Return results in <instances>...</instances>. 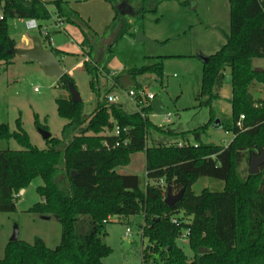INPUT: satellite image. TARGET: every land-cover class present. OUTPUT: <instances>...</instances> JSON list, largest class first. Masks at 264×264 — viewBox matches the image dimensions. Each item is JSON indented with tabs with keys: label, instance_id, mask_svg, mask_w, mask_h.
<instances>
[{
	"label": "trees",
	"instance_id": "1",
	"mask_svg": "<svg viewBox=\"0 0 264 264\" xmlns=\"http://www.w3.org/2000/svg\"><path fill=\"white\" fill-rule=\"evenodd\" d=\"M110 1L115 10L125 7L131 12L115 15L107 50L120 36L133 34L136 22L147 12L157 11L167 0ZM0 2L4 12V19L0 20V62L9 66L20 47L8 33V20L46 21L50 12L39 1ZM178 2L182 6L190 4L189 0ZM52 3L56 16L78 27L84 35L83 44L94 47V33L69 1ZM228 3L229 31L223 32L225 42L207 61L201 60L196 107L208 108L210 119L192 131L157 126L149 117L151 106L142 108L147 114L142 117L138 110L128 113L121 104L110 103L108 94L104 100L99 99L96 73L90 71L86 61L84 68L91 75L90 88L97 103L90 114L85 113L83 100L73 102L69 94L68 83H75L72 76L65 73L58 79L57 111L68 121L61 137H51L45 140L46 147L39 148L30 142L20 119L15 131L0 124V137L15 138L22 147L0 150V212L17 211L16 194L35 177H41L43 184L37 188L40 201L29 212L61 224V240L56 247L47 246L41 237L32 243L9 241L0 264H105L104 258L111 252L106 227L114 216L126 225L134 217L141 219L137 225L147 223L143 238L153 243L152 264H264V164L257 174H250L249 168L245 174L240 171L244 162L250 166L253 156L264 153V99H256L251 90L256 83L264 86V69L256 71L254 64L255 59H264V0ZM191 28L183 36L192 32ZM176 40L165 39L157 44L167 48ZM51 49L62 61L64 51ZM196 53L159 54L154 63L130 71L133 87L137 85L134 77L145 73L156 75L162 82L163 58L194 57L198 56ZM227 72L232 83V123L221 118L216 124L214 103L221 99ZM115 79L119 82V76ZM140 87L137 85L136 89ZM115 124L130 127L129 147L108 150L103 146L104 140H114L109 132ZM212 126L233 134L228 145L203 140ZM154 133L166 138L181 137L185 144L179 147L156 142ZM189 135L194 143L187 138ZM138 152L145 154V190L140 188L138 175L118 172ZM202 177L222 181L223 190L204 188L196 194L193 186ZM168 186L174 193L185 189L182 199L173 207L164 202ZM184 228L189 230L188 240L194 251L191 260L176 242ZM200 248L206 251L200 253Z\"/></svg>",
	"mask_w": 264,
	"mask_h": 264
},
{
	"label": "rangeland",
	"instance_id": "2",
	"mask_svg": "<svg viewBox=\"0 0 264 264\" xmlns=\"http://www.w3.org/2000/svg\"><path fill=\"white\" fill-rule=\"evenodd\" d=\"M68 1L94 33V47H91L89 43L83 44L84 35L78 27L64 21L62 25L64 29H58L54 22L55 13L46 21H38L41 28L37 30H29L23 19H9L8 33L17 40L18 47H31L32 38H43L42 32L45 27H48L53 47L64 51L61 63L65 72L72 76L82 96L85 113L92 112L97 103V97L90 88L91 75L84 68L85 61L90 71L96 73L99 99L104 100L106 94L116 95L123 109L128 113H134L138 109L137 105L128 96V89L121 87V78L130 75V71L134 68L154 63L156 61L154 53L156 55L177 52L195 54L198 38H201V45L199 44L202 46L201 52L210 54L213 49L217 51L225 42L221 34L229 31L228 9L224 8V12L214 15L215 11L220 10V4L224 2L228 5V0H189L195 3V10L190 4L182 6L178 0H167L160 4L157 11L147 12L142 20L136 22L132 32L135 35L143 33L145 38L157 41L177 37L173 46L156 47L145 41L137 42L135 35L126 34L120 36L111 49L107 50L113 37L111 23L115 15L122 12H125L123 13L125 15L130 13L131 9L124 7L115 10L110 0ZM51 7L54 10L53 3ZM190 27L193 32L186 36L181 35ZM24 39L28 41L24 42ZM90 50L91 55L88 54ZM196 54L198 56L163 58L162 82L152 73L134 77L137 85L147 87L150 93L162 98L165 113L172 117L173 123L170 127L183 132L192 131L210 119L208 108L196 107V97L200 91L202 78V62L199 57L201 53ZM254 64L264 69V59H255ZM122 68L125 70L118 74L122 75L119 77V82L109 77L112 72ZM58 85H60L59 80L48 77L36 62H30L18 55L9 66L0 62V124H6L10 131H15L17 130L16 121L20 119L29 135L30 142L39 148L46 147V143L39 132L38 123L42 125L41 127L47 128L52 137H61L62 129L68 121L60 117L57 111L55 99L60 93V90L56 88ZM251 90L256 99H264L262 84L256 83ZM231 96L232 83L230 73L227 72L221 90V99L214 103V118L221 117L228 123H232V107L229 101ZM152 120L160 123L163 120V114L154 115ZM157 135L160 138L155 141H162L160 140L162 135L154 133L153 136L157 137ZM232 137L231 132L212 126L203 136V140L226 146ZM179 138L178 136L169 137L173 142L182 140ZM187 138L191 143L195 142L191 135ZM21 148L15 138L0 137V150H21ZM247 168L249 164L246 161L240 167L241 173L245 174ZM118 172L138 175L140 188L145 190L147 177L143 152L133 154L131 163L118 168ZM42 184L41 177H35L25 188V192L16 197L17 211L0 212V258L4 256L5 247L16 225L19 240L32 243L36 237H41L51 248L60 243L61 224L54 219H45L29 212V209L40 201L37 188ZM223 187L224 183L220 180L202 177L193 186V190L199 194L204 188L221 191ZM140 220V218H130V223L126 225L116 216L110 219L106 227V242L111 247V252L104 258L105 264H152L153 243L148 238H143L147 223L137 225ZM127 227L132 230L129 234H127ZM186 232L187 229L184 228L182 234ZM176 242L191 260L194 257V251L188 238L181 236Z\"/></svg>",
	"mask_w": 264,
	"mask_h": 264
},
{
	"label": "water",
	"instance_id": "3",
	"mask_svg": "<svg viewBox=\"0 0 264 264\" xmlns=\"http://www.w3.org/2000/svg\"><path fill=\"white\" fill-rule=\"evenodd\" d=\"M192 4L193 7H192ZM190 5L192 9H195V3L190 1ZM125 12H122V14ZM124 15V14H123ZM136 41H145L148 43H156L154 40L148 39L144 37L143 33L136 34ZM17 55L21 58H25L30 62H36L39 64L40 68L43 72L51 78L61 79L62 76L66 73L65 69L61 63L60 57L56 55V53L51 48H46L40 37H33L32 38V46L31 47H22L17 50ZM199 57L202 61H207L208 56L200 55ZM256 71H261L263 68L256 67ZM131 75H126L122 79H120L121 86L123 88H129L133 86L135 83L131 80ZM69 94L73 102L82 101V96L79 93L78 89L76 88L75 83L69 82L68 83ZM152 111L157 114H162L165 111V106L163 100L160 96H156L151 102ZM219 119L215 120V123H219ZM39 132L41 133L44 140H47L52 137V134L49 130L44 128H39ZM264 164V153L260 156H253L250 166H249V173L250 174H257L260 170V167ZM185 189H181L179 192L174 193L171 186H168L166 196L164 202L169 207H173L179 200L182 199L184 195ZM19 240V231L17 225L14 228L13 234L10 238V241H18ZM200 253L205 252V249L200 248Z\"/></svg>",
	"mask_w": 264,
	"mask_h": 264
},
{
	"label": "built area",
	"instance_id": "4",
	"mask_svg": "<svg viewBox=\"0 0 264 264\" xmlns=\"http://www.w3.org/2000/svg\"><path fill=\"white\" fill-rule=\"evenodd\" d=\"M26 1H39L45 7H47V9L49 10L50 18L52 15H54V13L56 16L55 9L53 10L51 7L53 0H26ZM3 19H4L3 4L0 2V20H3ZM23 20H24V23L26 24V27L29 30H37V29L41 28V24H39V22H38L39 20L36 18H26ZM54 22H56L58 29H64V28H62V25H63L62 17L56 16V18H54ZM42 34L44 37L43 38L40 37V39L42 40L43 45L46 48L53 47V42H51L50 31H49L48 27H45L44 32H42ZM47 37H49V39ZM45 39H46V41H45ZM47 45H49V47ZM122 71H124L123 68L118 70L117 72H112L109 77L114 78V77L118 76V74H120ZM127 89H128L127 90L128 96L137 105V108H138L137 110L141 113L142 117H146L147 114L142 111V108L146 107V106H151V102L156 97V95L153 93H150V91H148V88L143 87V86L140 88H137V89L132 86V87H129ZM107 99L110 103H119V98L116 95L108 94ZM156 114L157 113L152 111V113L149 114V117L152 119V117H154V115H156ZM162 114H163V120L160 123H157V122H155V123L159 127L170 126L173 123L172 117L168 113H165V111ZM243 118H244V115H241L240 119H243ZM238 125L240 126L241 123L238 122ZM109 135L114 137V140L112 142H110L108 140L103 141V146L108 150L116 149V148H120V147H129L131 145L132 135H131V129L129 126H121L119 124H115L113 129L109 132ZM173 144L181 147L185 144V141H178V142L173 143ZM159 184L161 186H163V184H164L163 180H160ZM23 193H24V191L21 190L20 192H18L16 194V197L21 196ZM173 222H175L177 224L176 219H174ZM130 232H132L131 228L127 227V234H129ZM188 235H189V230L187 229L186 234H181L180 237L182 236V237L188 238Z\"/></svg>",
	"mask_w": 264,
	"mask_h": 264
},
{
	"label": "crops",
	"instance_id": "5",
	"mask_svg": "<svg viewBox=\"0 0 264 264\" xmlns=\"http://www.w3.org/2000/svg\"><path fill=\"white\" fill-rule=\"evenodd\" d=\"M224 8H226V9H228V11H229V3H228V5H227V3H222V4H220V7H219V11H215V14L214 15H217V14H220L222 11L224 12L225 11V9ZM195 9H196V6H195ZM194 9V10H195ZM195 30H197V29H195ZM212 30H214V28H212ZM185 31H187V30H184L183 31V33L185 32ZM193 32V31H192ZM67 34H68V32H66ZM183 33L181 34V35H183ZM69 35V34H68ZM180 35V36H181ZM184 36H186V35H184ZM199 37H201V36H199ZM221 37H222V39H223V33L221 34ZM175 38H177V37H175ZM175 38H173V39H175ZM172 39V38H171ZM28 40L27 39H24V42H27ZM156 43H153L154 44V46H156V47H159L158 46V44H157V40H154ZM164 41V40H163ZM198 45L196 46V44H195V48H196V52H198V53H201V55H204V56H209L211 53H213V52H215V50L213 49L212 51H211V53L210 54H205V53H203V52H201L202 50H201V47L202 46H199V44L201 45V38H198ZM152 44V43H151ZM181 45V44H180ZM177 53H179V54H181V53H183V52H177ZM159 54H161V53H158L157 55H156V53H154V57H156V56H158ZM201 60V59H200ZM202 62V61H201ZM124 70H125V68H123ZM66 71V70H65ZM119 77H121L122 75H118ZM115 78V77H114ZM122 79V78H121ZM120 85H121V83H120ZM122 87V86H121ZM125 89H127V88H125ZM94 110V109H93ZM91 112H87V114H90ZM219 120L221 119V117H217ZM216 118V119H217ZM178 130V129H177ZM178 131H180V130H178ZM180 132H183V131H180ZM158 138H160L158 135H157V137H154V139H158ZM181 138V137H180ZM179 138V139H180ZM233 138V137H232ZM171 139V138H170ZM169 139V137L168 138H166V137H162L160 140H162V141H164V142H166L167 144H173V143H176V142H178L177 140L176 141H171ZM178 139V140H179ZM159 140V139H158ZM180 141H182V140H180ZM190 141V140H189ZM24 192H25V189L23 190Z\"/></svg>",
	"mask_w": 264,
	"mask_h": 264
}]
</instances>
